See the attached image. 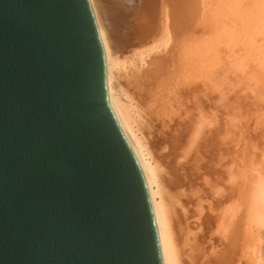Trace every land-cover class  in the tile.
Listing matches in <instances>:
<instances>
[{"label":"water","instance_id":"95a60500","mask_svg":"<svg viewBox=\"0 0 264 264\" xmlns=\"http://www.w3.org/2000/svg\"><path fill=\"white\" fill-rule=\"evenodd\" d=\"M0 264H165L89 0H0Z\"/></svg>","mask_w":264,"mask_h":264},{"label":"bare ground","instance_id":"6f19581e","mask_svg":"<svg viewBox=\"0 0 264 264\" xmlns=\"http://www.w3.org/2000/svg\"><path fill=\"white\" fill-rule=\"evenodd\" d=\"M89 1L94 11L105 53L108 101L113 112L123 123L130 135L145 166L157 213L165 264H233V258L229 259V257H232L235 251L234 246L232 248L230 247V249L228 247L225 251L226 254L223 256V250L221 252L215 251V248H220L219 245L209 248L210 245H213V243L209 244L213 240L211 242L207 240L208 245L204 239L203 231L205 227L207 229L209 228L210 240L211 236L215 235L213 232L215 231L222 241H220V245H223V239L226 241L224 244L227 245V240H230V233L235 230L232 229L231 231L230 229L232 226H235V222L233 221L238 220L237 214L239 211H242L240 210V202L248 206L250 225L264 227V156L262 155V161L259 157H255L254 153L252 157L250 156L251 160L253 158L252 165L250 164V166H252L251 168L254 173L250 174L252 172L251 170L249 174L255 177L254 179L252 178L253 184H248L240 194L228 195L231 200L228 203L225 202L223 204L224 201L222 200L223 202L220 204V209L218 210L220 213L218 215L212 216L206 213L207 208L210 211L212 209V204H210L212 203L211 200L208 201L205 199L209 202L208 204L206 201L199 202L200 197L198 200L194 199L196 195L195 189L193 188L195 184L193 182L198 180V174L204 168L210 167V161L206 157H213L216 154H220L218 151L222 150L221 148L223 147V133L225 137L224 141L227 145L233 142L234 145L236 144V147L238 146L234 148L235 150L243 143L246 144L243 146L245 148L244 151L251 148L260 151L258 150L259 144L257 145V140L260 142L263 139L264 141V104H254L256 102L253 99H251L253 103L252 101H247L248 99L243 98L241 93L239 94L241 96L228 95V90H232L234 87V83H229L231 79H237L239 77L246 79L245 83L249 87L254 85L253 87H257L259 91V85L264 84V0H201V2L197 0L201 3L200 5L203 9L199 24L200 22H206L208 25L207 31L182 40L178 46L179 50L176 48V51H179V72H177L178 76L174 79L180 78L181 83L185 87H191V89L193 87L205 86V90L212 91V93L208 94L209 96L205 94L206 99L204 102L206 104L200 105V107L197 106V110L192 111L190 116L185 113L188 116V119L185 121H176V118L182 111V109H179L181 104L178 105L180 106L178 110H181L179 112L176 109L174 110V106H172L173 109L171 110L164 109V103L162 102H164L167 96H164L161 99L162 101L150 99L151 101L148 100L147 103L146 99L141 100L138 98L132 86L134 84L131 82L132 79H137L134 78L137 76L135 75L136 73H141L142 69L149 65L147 60L161 53L164 55L166 53L168 57L167 52L171 53L174 47H177L175 46V40L177 41L180 38L178 36L179 33H177L178 23L177 25L173 23L174 19L177 18L173 17L176 14L171 11L173 10V6L170 9V5L167 2L163 3V0ZM186 8H190V6L187 5ZM192 12L193 9L191 7ZM182 18L181 20H183ZM188 33L190 34L191 32ZM154 60L156 59L154 58ZM172 62L175 63L174 61ZM154 88L158 94L156 87ZM262 97L261 95V101L263 102L264 98ZM258 100L256 98V101ZM159 101H161L160 104H158ZM183 116L185 117V115ZM149 119L155 122L152 138H150L151 133L149 137L147 135L148 133L145 132V125H147L145 123L150 122ZM160 125L162 129H160ZM177 125L179 127L176 128ZM151 126L147 128L150 129ZM212 127L216 128L212 129ZM172 128L176 131L170 133ZM157 140L163 142L162 144H169L170 147L166 146L168 149H171H169L170 152L168 153L172 156L170 157V159L172 158L171 162L169 161L170 163L167 159L163 158L167 154H163V150H167L165 145L164 147L166 149L162 148L163 155H161L162 157L160 156L161 152L158 150L159 148H157L158 146L155 142ZM248 145L251 148H247L246 146ZM243 147H241L242 149L240 148L242 152H244ZM204 148L206 150H202ZM262 148H264V145ZM238 152H240L238 155H241V151ZM246 154L244 153L242 157H239L245 159ZM179 156L182 158L188 157L189 159L187 160L186 158V163L188 164L186 173H183L184 171L181 172L182 168L179 169L178 167V172L176 170L177 168L175 169L178 166L177 160L180 158ZM254 158L255 161L258 159L260 162H255ZM205 159L206 162H203ZM226 159L223 158L225 161ZM238 159L237 163L239 164ZM247 160L249 159H245L244 162ZM248 162L250 163V160ZM254 162L258 163L255 164ZM212 164L214 165V162ZM238 167L236 166L243 173V169L247 168V163L243 169L239 165ZM247 172H249L248 168ZM242 173H240V176L245 174ZM207 174H210V172ZM204 202H206L207 208L203 204ZM207 204L211 206L208 207ZM260 226H258V229ZM248 227L250 228V226ZM229 229L231 232L228 234ZM247 230L244 229V231ZM261 232H264V230L262 231L261 229ZM214 237L216 238V236ZM235 238L237 239V237ZM217 239H214L215 242ZM236 239L233 242H236ZM215 242L214 245L216 244ZM254 243L249 246H254ZM256 246L259 261L264 264V235L259 237ZM221 249H223L222 246ZM244 251L245 253L247 252L246 249ZM244 251L242 250L243 254L246 255ZM247 253L249 254L250 252L248 251ZM251 253L254 255L256 252L253 250ZM236 260L241 262L240 259ZM239 261L236 262L240 264Z\"/></svg>","mask_w":264,"mask_h":264},{"label":"rangeland","instance_id":"374dc122","mask_svg":"<svg viewBox=\"0 0 264 264\" xmlns=\"http://www.w3.org/2000/svg\"><path fill=\"white\" fill-rule=\"evenodd\" d=\"M196 3H195V2ZM200 2H201V0H199ZM165 2H167L169 5H170V9H172V7L171 6H173V10H171L172 11V13H174V14H176L175 16L173 15V17L175 18V17H177V18H175L174 19V22L173 23H175L176 25H177V23H178V28H177V33H179V38L180 39H177V41L175 40V42H176V45L175 46H177V47H174V49H173V52L171 51V53L169 52H167V55H169L168 57L166 56V53H165V55L163 54V53H161V54H158V56L157 55H154V56H156V57H152V59H153V61H152V59H150V60H147L148 61V66H145V68H147V69H145V68H143L142 69V71H141V73H136L135 75H137V76H135L134 78H137V79H132V84H134V85H132L133 86V88H134V91H135V93H137L136 95L138 96V98H140L141 100H145L146 99V101H147V103H148V100H150V99H158V100H161L162 98H164V96H167V98H165L164 99V102H162V103H164V109L166 108V110H171V109H173L172 108V106H174V110L176 109V111L178 110V108L179 109H182V111L181 110H178L179 112H180V114H182V115H180L179 114V116L176 118V121H185V120H187L188 119V116H190L191 115V112L192 111H194V110H197V106H199L200 107V105L202 106L203 104H206L205 102H204V100L206 99L205 97H206V95H208V94H211L212 93V91H209V90H205V86H200V87H193L192 89H191V87H188V86H186L185 87V85L184 84H182L181 83V81H180V78L178 79V81H177V83H176V80L177 79H174L176 76H178L177 74V72H179L178 70V68H179V48H178V46H179V44L181 43V41L182 40H186V38H188V37H190V36H196L197 34H201L203 31L205 32V31H207V27H208V25L206 24V22H200V24H199V19H200V17H201V13H202V6L200 5L201 3H199L197 0H163V3H165ZM179 2V3H178ZM183 2V3H182ZM173 4V5H172ZM199 4V5H198ZM177 5V6H176ZM190 6V8H186V6ZM196 5V6H195ZM201 6V7H200ZM191 7H192V9H193V12L191 13ZM180 8V9H179ZM185 9H187L186 11H185ZM183 10H184V12H183ZM179 12V13H178ZM181 12V13H180ZM189 12V13H188ZM183 14V15H182ZM185 14H187V15H185ZM189 14V15H188ZM182 15V16H181ZM183 17V18H182ZM179 18H180V21H179ZM181 18L183 19V20H181ZM176 19H177V21H176ZM186 20V21H185ZM189 20V21H188ZM192 21V22H191ZM180 22V23H179ZM191 22V23H190ZM183 23V24H182ZM186 24H188V25H186ZM191 25V26H190ZM198 26V27H197ZM176 27V26H175ZM194 28V29H193ZM206 28V29H205ZM179 30V31H178ZM188 32H191L190 34L188 33ZM195 34V35H194ZM187 35V36H186ZM185 37V38H184ZM176 38V37H175ZM178 42V43H177ZM176 48H178V50L176 51ZM175 52V53H174ZM177 52V53H176ZM174 53V54H173ZM173 55V57L171 58V56ZM154 58L156 59V60H158V61H156V60H154ZM160 59V60H159ZM163 61V62H162ZM169 61V62H168ZM172 61H174L175 63H173ZM158 65H157V64ZM168 63V64H167ZM174 64V65H173ZM172 66H173V68H172ZM151 69V70H150ZM146 70V71H145ZM153 70V71H152ZM145 71V72H144ZM173 71V72H172ZM153 73V74H152ZM175 74V75H174ZM172 76V77H171ZM170 79V80H169ZM173 79V80H172ZM143 80V81H142ZM155 80V81H154ZM164 80V81H163ZM172 81V82H171ZM140 82V83H139ZM169 82V83H168ZM238 82H240L239 83V85H237L238 84ZM246 82V79H242L241 77H239V78H235V79H231L230 80V82L229 83H234V87L232 88V90H228V95H230V96H241V95H239L240 93L243 95V98H247L248 100L247 101H252L251 99H253L254 100V102H256V103H254V104H264V101L262 102L261 101V95L263 96L262 98H264V84H260L259 86H260V91L258 90V88H257V90H256V88L255 87H253V86H251V87H249L248 86V84H246L245 83ZM162 83H163V85H162ZM167 83V84H166ZM179 83H180V85H179ZM157 84V85H156ZM169 84H170V86H169ZM176 84V85H175ZM137 85V86H136ZM161 85V86H160ZM148 86H149V88H148ZM159 86V87H158ZM166 86V87H165ZM169 86V87H168ZM173 88H172V87ZM262 86V87H261ZM137 87V88H136ZM154 87H156V91H158V94L155 92V88ZM161 87V88H160ZM176 87V88H175ZM203 87V88H202ZM139 88V89H138ZM141 88V89H140ZM169 88V89H168ZM181 88V89H180ZM184 88V89H183ZM253 88V89H252ZM263 88V89H262ZM136 89V90H135ZM154 89V90H153ZM159 89H160V91H159ZM168 89V90H167ZM249 89H251L252 90V92H254V93H252L251 92V90L249 91ZM262 89V90H261ZM138 90V91H137ZM144 90H145V92H144ZM170 90H172L171 92H170ZM179 90V91H178ZM141 91V92H140ZM147 91V92H146ZM149 91H151V92H149ZM237 91V92H236ZM257 91V92H256ZM259 91V92H258ZM139 92V93H138ZM153 92V93H152ZM166 92H167V94H166ZM174 92V93H173ZM178 92V93H177ZM248 92H251V93H248ZM262 92H263V94H262ZM143 93H145V94H143ZM150 93H152V95H150ZM154 93H155V97H154ZM161 93V94H160ZM169 93V94H168ZM171 93V94H170ZM213 93H215V92H213ZM148 94V95H147ZM172 94H173V96H172ZM206 94V95H205ZM233 94V95H232ZM252 94V95H251ZM257 94V95H256ZM139 95H141V96H139ZM146 97H144V96ZM161 95V96H160ZM209 96V95H208ZM259 96H260V102H258L259 100H258V98H259ZM151 97V98H150ZM160 97V98H159ZM178 98H180V99H178ZM190 98V99H189ZM255 98V99H254ZM256 98H257V100L258 101H256ZM188 99V100H187ZM175 101V105H174V101ZM263 100V99H262ZM151 101V100H150ZM162 101V100H161ZM161 101H159L158 102V104H160V102ZM166 102V103H165ZM196 102V103H195ZM252 103H253V101H252ZM169 104H171V105H169ZM181 104V105H180ZM185 104V105H184ZM169 105V106H168ZM178 105H180V106H178ZM168 107V109H167V107ZM171 107V108H170ZM187 107V108H186ZM191 108H193V109H191ZM185 110H187V111H185ZM188 115V116H186V114ZM183 115H185V117L183 116ZM184 117V118H183ZM181 118V119H180ZM183 118V119H182ZM150 120V119H149ZM155 122H154V120H150V122L148 121V123H145V124H147V125H145L146 126V128H145V126H144V128H145V132H147L146 134L147 135H149L150 133V135H151V137H150V135H149V137L150 138H152V136L154 135V130H153V127L155 126V124H154ZM150 125H152L151 127H150V129H148L147 127H149ZM154 125V126H153ZM177 127H179V125H177L176 126V128ZM219 127V126H218ZM216 127H212V129H215ZM219 128H221V127H219ZM223 128H224V125H223ZM160 129H162V126L160 125ZM149 130H152V131H149ZM173 131H176L175 129L173 130V128L171 129V132L170 133H173ZM224 132V131H223ZM153 134V135H152ZM224 139H225V137H224V133H223V147L221 148L222 150H220V151H218V153H220L219 155L218 154H216L215 156H213V157H206L210 162H209V165H210V167H208V168H204L202 171H201V173H199L198 174V176H199V178H198V180H199V182H198V180L195 182H193L194 184H195V186L193 187L195 190V195H196V197L194 198V199H196V200H198L199 199V197H200V199H201V201H200V199H199V202H202V201H206L205 199H207L208 201H210L211 200V202L212 203H210V204H212V206L211 205H208L209 204V202H207L208 204V207L209 206H211L212 207V209H211V211L209 210V208H207V206H206V202H204L203 204L206 206V208H207V211H206V213L207 214H210V215H212V216H214V215H218L220 212L218 211L219 209H220V204L224 201V203L223 204H225V202L226 203H228L229 201H231L230 199H229V196L230 195H237V194H240V192L241 191H243L246 187H247V185L248 184H250V183H252L253 184V179L255 178L254 177V175H250V174H253L254 173V171L252 170V166H250V164L252 165V160H253V158H252V160H251V157H252V154L254 153V155H255V157L257 156V158L259 157V159L262 161V155L264 156V148H262V146L264 145V141H263V139H262V141H260L259 142V140H257V145L259 146V148H258V150H260V151H256V150H253L252 148H251V146L250 145H248V146H246L247 148H251V149H249V150H247V151H244V145H246V144H243V143H241V146H239V148L238 149H234L236 146V144L234 145L233 144V142L232 143H228V145L225 143V141H224ZM156 142V144H157V148H159L158 150L161 152H159L158 151V153H160V156L161 155H163V154H165V153H167V154H165L164 156L165 157H163V158H165V159H167L168 160V162L170 161L171 162V159H170V157H172L170 154H168L169 152H170V150L168 149V147H170L169 146V144L166 146L165 144H162L163 142H160V141H155ZM162 147H161V146ZM164 145H165V147L167 148V150H163L165 147H164ZM256 145V147H258ZM238 147V146H237ZM236 147V148H237ZM241 147H243V151L244 152H242V148ZM163 148V149H162ZM165 148V149H166ZM241 148V149H240ZM262 149V150H261ZM162 150L164 151V153L162 154ZM169 150V151H168ZM202 150H206L205 148L204 149H202ZM168 151V152H167ZM225 151V152H224ZM238 151H241V155L239 154L238 155V153H240V152H238ZM248 151H249V153H248ZM222 152V153H221ZM246 152H247V154H246ZM257 152V153H256ZM261 152H263V153H261ZM244 153L246 154L245 155V159H249L250 160V163L248 162L249 160H247V161H245L244 162V158H240V157H242L243 155H244ZM249 154V155H248ZM257 154H259V155H257ZM168 155H170V156H168ZM223 155V156H222ZM238 155V156H237ZM248 155V156H247ZM261 155V156H260ZM167 156V157H166ZM212 156V155H211ZM219 156V157H218ZM228 156V157H227ZM240 156V157H239ZM246 156H247V158H246ZM251 156V157H250ZM162 157V156H161ZM180 157V156H179ZM224 159H226V161L225 160H223V158ZM250 157V158H249ZM254 157V156H253ZM261 157V158H260ZM187 158V160H189L188 159V157H186ZM186 158H182V157H180L178 160H177V163H178V166H176L175 167V169L177 170V172H178V167H179V169L180 168H182V170H181V172H183V173H186V171H187V169H188V164L186 163L187 162V160H186ZM218 158V159H217ZM238 158H240V159H238ZM256 158V159H257ZM264 158V157H263ZM170 159V160H169ZM211 159V160H210ZM230 161H229V160ZM237 159L239 160V164L237 163ZM180 160V161H179ZM220 160V161H219ZM260 160L258 161V159L256 160V161H258V162H260ZM264 160V159H263ZM179 161V162H178ZM223 161V162H222ZM254 161H255V158H254ZM255 161V162H256ZM169 162V163H170ZM203 162H206V159L203 161ZM214 162V165L212 164ZM254 162V163H255ZM257 162V163H258ZM242 165H244V166H242ZM247 163V168H248V171L249 172H247V168H245V164ZM257 163H255V164H257ZM221 164V165H220ZM227 164V165H226ZM238 165L241 167V169H243V168H245V169H243L244 171H243V173H245V174H243L241 171L242 170H239L238 168ZM228 166H229V168H228ZM236 166L238 167V168H236ZM248 166H250V167H248ZM259 166V165H258ZM213 167V168H212ZM222 167V168H221ZM186 168V169H185ZM250 168V169H249ZM174 169V171H176ZM209 169H211V170H209ZM235 169H237V170H235ZM251 170H252V172H251ZM261 170H262V168H261ZM215 171V172H214ZM237 171V172H236ZM239 171V172H238ZM247 172V174H246V172ZM263 171H264V164H263ZM262 171V172H263ZM210 172V174H207V173H209ZM227 172V173H226ZM251 172V173H250ZM176 173V172H175ZM182 173V174H183ZM215 173V174H214ZM219 173V174H218ZM228 173H229V175H228ZM240 173H242L243 174V176H240L241 174ZM250 173V174H249ZM264 173V172H263ZM204 174V175H203ZM203 175V176H202ZM217 175H218V177H217ZM247 175V176H246ZM249 175V176H248ZM210 176V177H209ZM216 177V179H215V177ZM229 176V177H228ZM236 176H237V178H236ZM240 176V178H238ZM245 176V177H244ZM255 176H256V174H255ZM205 177V178H204ZM244 177V178H243ZM246 177H248V178H246ZM250 177V178H249ZM208 178V179H207ZM218 178V179H217ZM247 180H246V179ZM253 178V179H252ZM203 179V180H202ZM245 179V180H244ZM252 179V180H251ZM231 181V183H230V181ZM242 180V181H241ZM203 181V182H202ZM226 181H228V182H226ZM247 181V182H246ZM212 182V183H211ZM215 183V184H214ZM223 184V185H220V184ZM228 183H230V184H228ZM235 183V184H234ZM245 183V184H244ZM244 185H246V186H244ZM197 186V187H196ZM204 186V187H203ZM207 186V187H206ZM218 186V187H217ZM232 186V187H231ZM206 188V189H205ZM213 189V190H212ZM219 190V193H218V190ZM210 190V191H209ZM216 190V191H215ZM227 192H226V191ZM231 190V191H230ZM201 191V192H200ZM233 191V192H232ZM188 192H189V189H188ZM199 192V193H198ZM232 192V193H231ZM205 193V194H204ZM218 193V194H217ZM222 193V194H221ZM201 194H203V195H201ZM201 195V196H200ZM208 197H207V196ZM225 195V196H224ZM229 195V196H228ZM198 197V198H197ZM203 197V198H202ZM218 197H220L219 199H218ZM215 199V200H213V199ZM217 198V199H216ZM203 199V200H202ZM221 199V200H220ZM223 200V201H222ZM216 201H217V203H216ZM242 204V205H241ZM239 205H240V210H242V211H239V213L237 214V221L235 220V221H233V222H235V226H232L230 229H231V231H232V229L234 230V231H230V229H229V232H228V234L230 233V240L228 239H226L228 242H227V245L226 244H224V242L226 243V241L223 239V245H220L221 244V239H220V237H218V234H216L215 233V231H213L214 232V234L215 235H212L211 236V240H210V232H209V228L207 229V227H205V229H204V233H203V236H204V239L206 240V243L208 244V242H211L212 240V242L211 243H209V244H212L213 243V245H210L209 246V248L211 247V246H218L219 245V247L220 248H215V251H217V252H221V250H223V256H224V254H226L225 253V251H226V249L229 247V249H230V247L232 248L233 246V248L235 249V251H234V253H233V255H232V257H229V259L230 258H233L232 259V261H233V264H239L238 262H236V261H239V260H236V259H240L241 260V262H240V264H262L260 261H259V254H257L258 252H257V246H256V244H257V241H258V239H259V237H261V236H263L264 234H262V233H264V232H261V229H262V231L264 230V227L263 226H260V225H250L251 223H250V214H249V210H248V206L246 205V204H243L242 202H240L239 203ZM243 206V207H242ZM213 210V211H212ZM214 212V213H213ZM249 214V215H248ZM248 216V217H247ZM248 219H247V218ZM246 219H247V221H246ZM232 222V223H233ZM249 222V223H248ZM249 224V225H248ZM250 226V228L248 227V226ZM258 226H260L259 227V229H258ZM241 227V228H240ZM244 229L245 230H247V231H244ZM208 231V232H207ZM250 231H252V232H250ZM212 232V233H213ZM234 232V233H233ZM250 234H249V233ZM233 233V234H232ZM261 233V234H260ZM208 235V237H207V235ZM228 234H227V236H228ZM234 234H236L235 235V237H237V239L234 237ZM233 235V236H232ZM238 235V236H237ZM251 235V236H250ZM255 235V236H254ZM260 235V236H259ZM214 236H216V238L214 237ZM212 237H214V238H212ZM245 237V238H244ZM255 239H254V238ZM219 240H218V239ZM227 238V237H226ZM236 239V242H233V240L235 241V239ZM214 239H217V241L218 242H220V243H218L217 241L215 242V240ZM243 239V240H242ZM257 239V240H256ZM207 240H208V242H207ZM247 242H246V241ZM256 240V241H255ZM230 241V242H229ZM243 241H244V243H243ZM252 241V242H251ZM214 242L216 243L215 245H214ZM231 242H232V244H231ZM246 242V243H245ZM253 242H255L254 244V246H249L250 244L251 245H253ZM229 243V244H228ZM233 243H235L234 245H233ZM243 243V244H242ZM249 243V244H248ZM208 244V245H209ZM246 246H245V245ZM226 245V247H224ZM232 245V246H231ZM221 246H222V248L223 249H221ZM243 246V247H242ZM244 246H245V248H244ZM257 248H256V247ZM236 247V248H235ZM243 248V249H242ZM220 249V251H218ZM225 249V250H224ZM244 249H246L247 250V252L249 251L250 253L248 254L247 252L245 253V251H244ZM241 250V251H240ZM242 250L244 251V253L246 254V255H244L243 254V252H242ZM253 250H254V252H256V253H254V255H253V253H251V252H253ZM256 250V251H255ZM230 251V250H229ZM228 252V251H227ZM241 253H242V255H241ZM247 254H248V256H247ZM249 255H251L250 257H249ZM241 256H243V257H241ZM253 256V257H252ZM258 256V257H257ZM237 257V258H236ZM240 257V258H239ZM248 257V258H247ZM242 258H243V260H242ZM254 258V259H253Z\"/></svg>","mask_w":264,"mask_h":264}]
</instances>
